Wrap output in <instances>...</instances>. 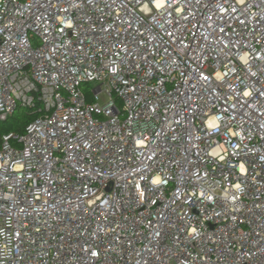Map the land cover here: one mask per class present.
<instances>
[{
	"label": "built area",
	"instance_id": "obj_1",
	"mask_svg": "<svg viewBox=\"0 0 264 264\" xmlns=\"http://www.w3.org/2000/svg\"><path fill=\"white\" fill-rule=\"evenodd\" d=\"M18 107L0 264H264V0H0Z\"/></svg>",
	"mask_w": 264,
	"mask_h": 264
},
{
	"label": "trees",
	"instance_id": "obj_2",
	"mask_svg": "<svg viewBox=\"0 0 264 264\" xmlns=\"http://www.w3.org/2000/svg\"><path fill=\"white\" fill-rule=\"evenodd\" d=\"M39 116V113H37L36 111L32 110V109H28L25 107H18L14 114L7 120L4 121L1 125V129H0V148L2 146L3 143V135L6 133H10V132H15L18 134H23L26 130V127L37 117ZM14 121V126L12 128V131L10 129H7V124L8 121L12 120Z\"/></svg>",
	"mask_w": 264,
	"mask_h": 264
},
{
	"label": "rangeland",
	"instance_id": "obj_3",
	"mask_svg": "<svg viewBox=\"0 0 264 264\" xmlns=\"http://www.w3.org/2000/svg\"><path fill=\"white\" fill-rule=\"evenodd\" d=\"M97 84V82H90V83H85V85L83 86L84 90L86 91V93L88 94V100L91 101L92 97H93V91L92 88H94V86ZM89 87V88H88ZM100 104H105L107 102V98L104 95H101L100 98L98 99ZM5 124L2 121L0 122V129L2 128L1 125ZM7 124V129H10L12 131V128L14 126V121L13 119L8 121ZM1 135V134H0Z\"/></svg>",
	"mask_w": 264,
	"mask_h": 264
}]
</instances>
